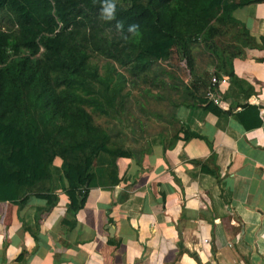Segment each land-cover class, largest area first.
Masks as SVG:
<instances>
[{
	"label": "trees",
	"instance_id": "1",
	"mask_svg": "<svg viewBox=\"0 0 264 264\" xmlns=\"http://www.w3.org/2000/svg\"><path fill=\"white\" fill-rule=\"evenodd\" d=\"M114 2L108 20L103 14L112 0H0V15L10 22L0 24V203L23 208L35 196L53 207L65 193L66 232L75 229L90 188L116 187L118 160L135 153L119 120L103 127L93 112L118 119L132 97L128 86L160 84L174 111L184 106L225 116L206 98L212 78L224 74L252 97L233 61L264 48L234 17L264 0ZM196 47L213 59L214 73L197 68ZM174 52L187 63L190 83L165 65ZM95 56L107 62L99 66ZM180 132L186 141L200 138L185 125Z\"/></svg>",
	"mask_w": 264,
	"mask_h": 264
},
{
	"label": "crops",
	"instance_id": "2",
	"mask_svg": "<svg viewBox=\"0 0 264 264\" xmlns=\"http://www.w3.org/2000/svg\"><path fill=\"white\" fill-rule=\"evenodd\" d=\"M234 17L262 46L264 3ZM233 69L252 97L229 81L216 105L225 116L179 107L180 126L200 138L150 135L118 160L116 187L90 188L72 231L62 227L65 193L53 207L35 196L23 208L0 203V264H264V48L247 49Z\"/></svg>",
	"mask_w": 264,
	"mask_h": 264
},
{
	"label": "rangeland",
	"instance_id": "3",
	"mask_svg": "<svg viewBox=\"0 0 264 264\" xmlns=\"http://www.w3.org/2000/svg\"><path fill=\"white\" fill-rule=\"evenodd\" d=\"M9 23V18L5 13L0 15V24L7 28L9 27ZM200 50L202 51V48L198 49L196 47L194 49L196 65L200 72H207L205 64L208 62L203 59V57H205L204 55H199ZM178 60L186 63L181 61L174 52L171 58L165 62V65L170 67L172 72L186 82L189 75L188 66L187 68L185 66H179L180 62ZM93 61L99 66H103L107 62L106 59L100 56H95ZM202 63L205 64L201 65ZM171 80L172 79L166 78L165 82H170ZM145 88L150 90L149 92L146 91L147 94L143 92ZM129 90L131 91L132 97L128 101L124 113L118 115V119H116V117L107 118L104 115L92 111L96 123L103 127L118 124L119 120V123H121L123 127V132L125 133V144L127 149L139 148L142 142L148 139L150 135L158 133L161 137L170 136L179 131L181 126L177 119H173L176 110L174 111L170 104L171 99L166 87L160 84H141L136 87L128 86L127 91ZM142 93H144V96Z\"/></svg>",
	"mask_w": 264,
	"mask_h": 264
},
{
	"label": "built area",
	"instance_id": "4",
	"mask_svg": "<svg viewBox=\"0 0 264 264\" xmlns=\"http://www.w3.org/2000/svg\"><path fill=\"white\" fill-rule=\"evenodd\" d=\"M229 82V77L224 76L222 78L219 77H213L211 82V87L209 88V91L207 93V100L213 102L215 105H221V96H220V86L221 85H227ZM208 240H205V243H207Z\"/></svg>",
	"mask_w": 264,
	"mask_h": 264
},
{
	"label": "clouds",
	"instance_id": "5",
	"mask_svg": "<svg viewBox=\"0 0 264 264\" xmlns=\"http://www.w3.org/2000/svg\"><path fill=\"white\" fill-rule=\"evenodd\" d=\"M115 8H116L115 2L114 0H112V3H109L107 7L104 9L103 18L111 20L114 16ZM130 30H134V26L133 28H130Z\"/></svg>",
	"mask_w": 264,
	"mask_h": 264
}]
</instances>
